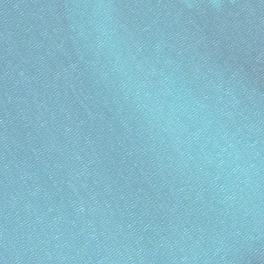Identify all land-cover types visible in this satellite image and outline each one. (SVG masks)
<instances>
[{"label":"water","instance_id":"water-1","mask_svg":"<svg viewBox=\"0 0 264 264\" xmlns=\"http://www.w3.org/2000/svg\"><path fill=\"white\" fill-rule=\"evenodd\" d=\"M0 264H264V0H0Z\"/></svg>","mask_w":264,"mask_h":264}]
</instances>
